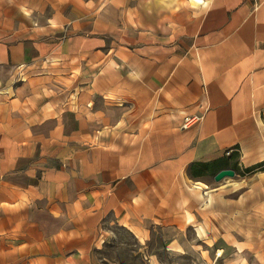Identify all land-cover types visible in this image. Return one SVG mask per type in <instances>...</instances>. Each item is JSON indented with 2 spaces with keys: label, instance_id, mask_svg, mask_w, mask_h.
Masks as SVG:
<instances>
[{
  "label": "crops",
  "instance_id": "obj_1",
  "mask_svg": "<svg viewBox=\"0 0 264 264\" xmlns=\"http://www.w3.org/2000/svg\"><path fill=\"white\" fill-rule=\"evenodd\" d=\"M72 59L90 80L57 112L0 99V264H118L117 228L200 238L225 195L190 167L264 162V0H0V71Z\"/></svg>",
  "mask_w": 264,
  "mask_h": 264
},
{
  "label": "rangeland",
  "instance_id": "obj_2",
  "mask_svg": "<svg viewBox=\"0 0 264 264\" xmlns=\"http://www.w3.org/2000/svg\"><path fill=\"white\" fill-rule=\"evenodd\" d=\"M78 68V60L72 59L39 62L13 75L0 71V99L26 103L30 99L45 111L42 119L62 109L67 98H75L79 82L90 80L78 74ZM228 151L231 155L235 149ZM220 169L232 170L234 176L215 182ZM214 170L219 171L213 175ZM214 170L205 171L191 184L208 194L225 195V200L198 205L201 219L210 222L200 238L189 224L180 230L167 224L151 234L147 249L141 251L130 234L117 228L104 255L118 264H264V162L244 167L234 156ZM199 239H206L207 245Z\"/></svg>",
  "mask_w": 264,
  "mask_h": 264
},
{
  "label": "trees",
  "instance_id": "obj_3",
  "mask_svg": "<svg viewBox=\"0 0 264 264\" xmlns=\"http://www.w3.org/2000/svg\"><path fill=\"white\" fill-rule=\"evenodd\" d=\"M225 164H226V160L225 161H214V162H211V163H198V164H193L190 167L189 175L192 178H196V177H198L200 175H203L205 173V171H209V170L210 171L211 170L213 171L214 169L218 168L219 166L225 165ZM257 165H259V164H257ZM217 172L214 170L212 172V174L215 175Z\"/></svg>",
  "mask_w": 264,
  "mask_h": 264
},
{
  "label": "water",
  "instance_id": "obj_4",
  "mask_svg": "<svg viewBox=\"0 0 264 264\" xmlns=\"http://www.w3.org/2000/svg\"><path fill=\"white\" fill-rule=\"evenodd\" d=\"M233 176H234V171L228 170V169L227 170H221L213 177V180L215 182H219V181L223 180L224 178H227V177L231 178Z\"/></svg>",
  "mask_w": 264,
  "mask_h": 264
},
{
  "label": "built area",
  "instance_id": "obj_5",
  "mask_svg": "<svg viewBox=\"0 0 264 264\" xmlns=\"http://www.w3.org/2000/svg\"><path fill=\"white\" fill-rule=\"evenodd\" d=\"M188 124H189V122L186 123V125H188ZM225 155H226V156H229V155H230V151H227V152L225 153Z\"/></svg>",
  "mask_w": 264,
  "mask_h": 264
}]
</instances>
